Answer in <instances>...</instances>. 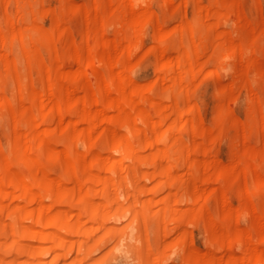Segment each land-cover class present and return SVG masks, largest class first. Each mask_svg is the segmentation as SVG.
Here are the masks:
<instances>
[{
	"label": "bare ground",
	"instance_id": "bare-ground-1",
	"mask_svg": "<svg viewBox=\"0 0 264 264\" xmlns=\"http://www.w3.org/2000/svg\"><path fill=\"white\" fill-rule=\"evenodd\" d=\"M112 261L264 264V0H0V264Z\"/></svg>",
	"mask_w": 264,
	"mask_h": 264
},
{
	"label": "rangeland",
	"instance_id": "rangeland-1",
	"mask_svg": "<svg viewBox=\"0 0 264 264\" xmlns=\"http://www.w3.org/2000/svg\"><path fill=\"white\" fill-rule=\"evenodd\" d=\"M210 90H208V94H207V96H206V98L210 101ZM225 147V149L223 150V153H225L226 154V152H227V148H226V146H224ZM226 150V151H225ZM197 235H198V239H199V242H202V234H201V232H200V230H198L197 229ZM120 262H121V260H119ZM119 261H112V262H110L111 264L113 263V264H120V262ZM116 262V263H115Z\"/></svg>",
	"mask_w": 264,
	"mask_h": 264
}]
</instances>
